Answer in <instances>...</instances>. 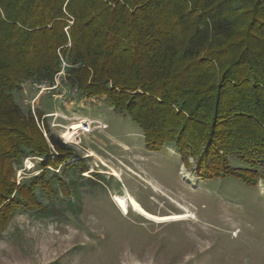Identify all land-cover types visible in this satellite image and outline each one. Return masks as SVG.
Segmentation results:
<instances>
[{"label": "trees", "instance_id": "16d2710c", "mask_svg": "<svg viewBox=\"0 0 264 264\" xmlns=\"http://www.w3.org/2000/svg\"><path fill=\"white\" fill-rule=\"evenodd\" d=\"M27 81L104 97L196 176L264 177V0H0V218L74 219L88 164L15 100ZM34 155L39 173L16 184Z\"/></svg>", "mask_w": 264, "mask_h": 264}, {"label": "rangeland", "instance_id": "374dc122", "mask_svg": "<svg viewBox=\"0 0 264 264\" xmlns=\"http://www.w3.org/2000/svg\"><path fill=\"white\" fill-rule=\"evenodd\" d=\"M62 84L46 90L27 81L14 96L25 113L29 106L45 138L49 128L86 160L80 209L68 220L26 211L7 223L0 218V264H264V177L246 184L222 174L196 176L192 157L188 166L172 144L155 150L104 97H80ZM146 108L147 119H169L154 105ZM76 123L66 140L63 132ZM41 162L35 155L16 161V184L37 175ZM126 193L153 214L189 216L157 222L130 206L125 214L113 197Z\"/></svg>", "mask_w": 264, "mask_h": 264}, {"label": "bare ground", "instance_id": "6f19581e", "mask_svg": "<svg viewBox=\"0 0 264 264\" xmlns=\"http://www.w3.org/2000/svg\"><path fill=\"white\" fill-rule=\"evenodd\" d=\"M80 120L83 121L84 123L89 122V119L86 118L85 116L84 117H80ZM81 124H77V123L73 124L72 127H70L68 132H63V137L66 140L72 139L74 134L77 133L76 129L80 128L79 126H81ZM113 198L115 199V201L117 203V206L121 209V211L123 213L126 214L127 213V208H128V206H130L132 210H134L135 212H138L139 214L143 215L145 218H147V219L149 218V219H152V220L157 221V222L178 221L179 219H183V218H186V217L189 216V215H186L184 212H180V213L172 214V215L171 214H168V215L165 214L163 216L153 214V213H151L149 211H146L141 206L140 202H138L135 198H132L131 195H129V193H126L124 195L118 194V195H115Z\"/></svg>", "mask_w": 264, "mask_h": 264}, {"label": "built area", "instance_id": "2783aa9c", "mask_svg": "<svg viewBox=\"0 0 264 264\" xmlns=\"http://www.w3.org/2000/svg\"><path fill=\"white\" fill-rule=\"evenodd\" d=\"M90 123H91L90 121H89L88 123H84V122H83L82 124H83L84 126H86V130H85V128L82 129V127H81V132H83V133H87V132L89 131V129H90L87 125H89ZM84 126H83V127H84ZM87 127H88L89 129H88Z\"/></svg>", "mask_w": 264, "mask_h": 264}]
</instances>
